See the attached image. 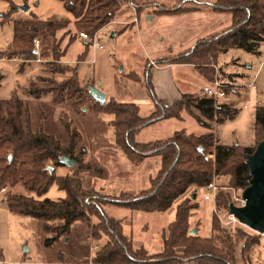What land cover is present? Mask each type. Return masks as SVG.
Returning <instances> with one entry per match:
<instances>
[{"label":"trees","instance_id":"1","mask_svg":"<svg viewBox=\"0 0 264 264\" xmlns=\"http://www.w3.org/2000/svg\"><path fill=\"white\" fill-rule=\"evenodd\" d=\"M57 1L73 16L75 28L89 37L110 24L120 10L117 0ZM196 4L205 5L216 13H229L231 26L221 34L200 39L192 50L179 55L173 62L161 64L191 65L212 83L214 73L208 65L216 63L221 54L232 49L251 55L260 54V47L264 45V0H214ZM185 11L175 7L162 9L160 13L177 15ZM68 25L65 20L32 18L14 21L12 40L7 49L0 52L6 60H20V72L36 62L40 53L42 60L49 61L38 76L13 90L8 99H0V188L8 190L3 201L10 212L49 222L45 231L52 237L46 240V245L66 236L75 221L89 222L96 218L91 236L96 240L105 237L106 242L97 249L88 264H182L185 261L235 264L237 248L244 264H254L250 257L259 244L260 235H250L243 230H237L233 235L220 226L214 214L213 233L211 237L203 238L197 234L190 235L188 221L190 213L198 208L197 191L214 179H226L228 187L233 190L243 191L248 186L250 175L246 157L256 147L218 145L210 125L233 118L235 109L226 103L217 104L213 99L194 98L187 94L172 106L165 107L153 94L150 69L147 70L145 85L155 101L156 111L149 117L140 116L139 106L135 103L110 99L104 105L97 104L89 96L88 89L79 84L76 67L62 62L66 49L61 50V39L57 40L56 35ZM67 34L65 32L64 36ZM35 41L39 50L35 48ZM73 41L74 37H71L69 44ZM81 56L77 62L83 61ZM65 75L69 76L58 80L59 76ZM44 97H49L54 105H67L74 109L86 106L94 112L113 116L110 126L114 130L115 143L132 163H139L147 156L160 157L161 169L155 178H151L150 189L136 195L105 196L84 188L79 171L90 169V164L74 156L81 137L71 128V122H62L69 138L65 145L42 127L32 130L30 126L28 101ZM183 112L194 115L206 132L196 136L179 131L165 140L136 142V135L145 127L164 119L181 121ZM254 136L257 144L264 138V104L255 109ZM80 154L83 155L84 150L81 149ZM8 156L12 158L9 164ZM64 156H69L78 166L71 176L56 175L57 168L64 166L60 163ZM47 167L53 168L51 174ZM52 185L63 191L65 198L40 200ZM17 188H22L24 193L14 192ZM189 190H192L189 197L176 206L162 250L156 254H149L143 247H135L131 237L123 233L121 221L107 217L103 210L106 206H113L146 214L165 213ZM194 194L196 198L193 200ZM230 205V193L218 192L216 211H229Z\"/></svg>","mask_w":264,"mask_h":264},{"label":"rangeland","instance_id":"2","mask_svg":"<svg viewBox=\"0 0 264 264\" xmlns=\"http://www.w3.org/2000/svg\"><path fill=\"white\" fill-rule=\"evenodd\" d=\"M117 1L120 2V10L115 18L93 35L102 46V50H99L79 37L80 31L74 26L73 16L61 2L0 0V52L5 51L12 40L14 21L32 18L68 21V27L59 31L56 39H61V50L66 49L62 62L76 67L79 84L86 89L96 87L106 96V101L113 99L135 103L139 106L140 116L149 117L156 111L155 101L145 85L147 70L154 68L151 63L162 66L165 61L173 62L179 55L192 50L200 39L221 34L231 26V16L229 13L206 14L211 11L210 8L196 4L214 0ZM24 6L26 11L21 9ZM175 7L187 11L178 16L160 13L162 9ZM201 9V14L184 15ZM65 32L68 34L64 36ZM71 37H74V41L69 44ZM197 37L199 40L196 41ZM38 46L35 45L37 50ZM259 51V55H251L232 49L221 54L216 63L208 65L214 73L213 81L217 79L227 85L226 98L216 103H226L235 109L233 118L217 124L210 123L218 145L243 148L257 146L254 123L256 107L264 104V45ZM40 54L36 62L25 66L20 72V60H6L0 53V99H8L13 90L26 85L29 79L40 74L41 68L49 62L42 60ZM79 56L84 57L83 61L77 62ZM196 72L194 67H183L174 68L172 74L178 86L190 82L194 89H202L212 84L199 79ZM68 76H59L58 80ZM192 93L194 95L188 96L203 97L201 92ZM28 111L32 130L42 127L64 145L69 142V138L62 122H71V128L81 137L74 156L90 164V169L79 171V178L86 189H93L105 196L136 195L150 189L151 178H155L161 169L158 156L144 157L139 163H132L126 157L115 143L114 130L110 126L113 120L111 115L94 112L86 106L74 109L67 105H54L49 97L29 100ZM194 114L197 112L194 111ZM179 131L199 136L206 129L194 115L183 112L181 121L159 120L142 129L135 140L140 143L165 140ZM81 149L84 150L83 155L80 154ZM77 168L76 164L73 167H59L56 175L71 176ZM214 180L218 192L230 193L232 205L243 206L242 190L228 187L226 179ZM7 192H0V264H88L97 249L105 244V237L96 240L91 236L92 226L97 223L96 218H91L89 222L75 221L66 236L46 245V240L52 237L45 231L49 222L10 212L3 201ZM14 192L24 193V190L17 188ZM191 192L189 190L165 213L146 214L113 206H106L103 210L107 217L121 221L123 233L131 237L135 247H143L149 254H156L162 250L163 239L168 235V225L174 220L176 206ZM203 195V190L197 191L198 208L190 213L188 220L190 230L195 228L199 237H211L214 214L220 226L231 234L236 235L237 230H243L256 235L238 223H229V211L215 213L214 201H204ZM63 198L65 193L52 185L39 199L57 201ZM250 260L254 264H264V234L260 235L259 244ZM182 264L194 263L185 261ZM235 264H244L239 248L236 249Z\"/></svg>","mask_w":264,"mask_h":264},{"label":"water","instance_id":"3","mask_svg":"<svg viewBox=\"0 0 264 264\" xmlns=\"http://www.w3.org/2000/svg\"><path fill=\"white\" fill-rule=\"evenodd\" d=\"M26 11V6L21 8ZM36 52V51H35ZM89 96L99 105L106 103V96L96 87H89ZM85 111V109H83ZM8 156V164L11 162ZM60 163L67 167H73L76 163L69 157L64 156ZM246 166L249 170L250 180L248 186L242 191L244 205L236 207L229 206V214L233 215L238 223L250 231L264 234V138L259 142L251 155L246 157ZM49 174L53 172L52 167H47ZM196 195L192 196L194 200ZM197 230H190V235H196Z\"/></svg>","mask_w":264,"mask_h":264},{"label":"crops","instance_id":"4","mask_svg":"<svg viewBox=\"0 0 264 264\" xmlns=\"http://www.w3.org/2000/svg\"><path fill=\"white\" fill-rule=\"evenodd\" d=\"M202 10L192 12V13H185L184 15H193V14H201ZM215 14V12L207 11L208 13ZM178 16V15H177ZM201 38V37H200ZM199 40V37L196 38V41ZM167 60V59H165ZM193 68L191 65H183V64H174V63H168L164 64L162 66H156L152 69H150L151 72V85H152V91L154 96L158 101L161 102L162 105L165 107L172 106L175 102L179 101L183 95L190 94L194 95L192 92H201L202 89L196 88L190 84V82H187L188 84L180 83L178 86L177 83L174 81L173 78V69L174 68ZM198 72V71H197ZM197 76L199 79L203 80L206 83V80L201 77L200 73H197ZM198 81V80H196ZM205 86V85H203ZM202 86V87H203ZM173 222V221H172ZM171 222V223H172Z\"/></svg>","mask_w":264,"mask_h":264},{"label":"built area","instance_id":"5","mask_svg":"<svg viewBox=\"0 0 264 264\" xmlns=\"http://www.w3.org/2000/svg\"><path fill=\"white\" fill-rule=\"evenodd\" d=\"M79 37L81 39L85 40L86 42H90L91 46L94 49L102 50V46L96 40V37H94V36L89 37L85 33H80ZM35 45H36V47L38 46L37 41H35ZM151 64L154 65V67H156V65L154 63H151ZM226 88H227V85H224V84L220 83L217 79H215L212 82V84L203 87L201 93H202L203 97L213 99L214 102H217L221 99L226 98V92H225ZM218 189L219 188L217 186L216 180L209 183L207 186H205L202 189L204 191L203 200L206 202H210L211 200H213L214 206H215V197L218 193ZM5 191H6V188H0V192H5ZM241 202L244 205V201L242 199H241ZM214 212L216 213L215 207H214ZM229 223H238V221L234 218L233 215L229 214Z\"/></svg>","mask_w":264,"mask_h":264}]
</instances>
